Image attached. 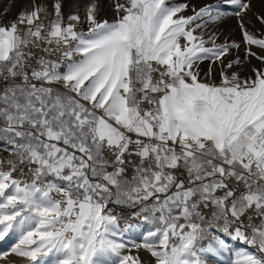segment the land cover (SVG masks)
<instances>
[{
	"label": "snow or ice",
	"instance_id": "obj_1",
	"mask_svg": "<svg viewBox=\"0 0 264 264\" xmlns=\"http://www.w3.org/2000/svg\"><path fill=\"white\" fill-rule=\"evenodd\" d=\"M0 242V264H264V0L0 8Z\"/></svg>",
	"mask_w": 264,
	"mask_h": 264
},
{
	"label": "rangeland",
	"instance_id": "obj_2",
	"mask_svg": "<svg viewBox=\"0 0 264 264\" xmlns=\"http://www.w3.org/2000/svg\"><path fill=\"white\" fill-rule=\"evenodd\" d=\"M10 0H0V8L7 7L9 5ZM20 2H24V0H20ZM228 31H234V24L229 25L227 28ZM8 245L4 242H0V247H7Z\"/></svg>",
	"mask_w": 264,
	"mask_h": 264
}]
</instances>
